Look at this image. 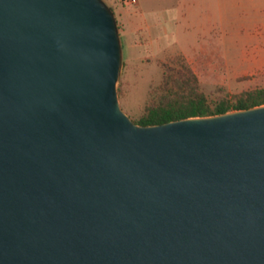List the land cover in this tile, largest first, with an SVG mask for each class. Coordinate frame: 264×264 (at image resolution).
<instances>
[{"label":"water","instance_id":"1","mask_svg":"<svg viewBox=\"0 0 264 264\" xmlns=\"http://www.w3.org/2000/svg\"><path fill=\"white\" fill-rule=\"evenodd\" d=\"M119 63L101 0H0V264H264V105L139 126Z\"/></svg>","mask_w":264,"mask_h":264},{"label":"rangeland","instance_id":"2","mask_svg":"<svg viewBox=\"0 0 264 264\" xmlns=\"http://www.w3.org/2000/svg\"><path fill=\"white\" fill-rule=\"evenodd\" d=\"M101 2L115 22L120 44L115 90L119 107L131 122L137 123L145 108L157 101L167 67L179 68L181 63L192 69L209 101L218 97L234 100L243 91L264 88V38H241L234 29L195 38L183 30L182 23H173L172 28L178 30L167 36L155 31L160 38L154 39L146 35V25L152 17H166L161 15L166 0H138V6L127 0ZM233 10V22H238L243 10ZM171 18L176 21V14Z\"/></svg>","mask_w":264,"mask_h":264},{"label":"crops","instance_id":"3","mask_svg":"<svg viewBox=\"0 0 264 264\" xmlns=\"http://www.w3.org/2000/svg\"><path fill=\"white\" fill-rule=\"evenodd\" d=\"M233 7H240L243 10L241 13L243 17L241 16L238 22H233L231 17L235 13ZM162 14H166V17L150 18L145 29L148 37L160 38L155 34L158 30L167 36L177 29V27L172 28L173 23H182L183 30L194 33L195 38H205L213 32L227 33L232 29L239 33L241 38H264V0H175V3L174 0H166L161 10ZM172 14H176V21H172ZM234 23L238 25L233 27ZM200 46L197 47H206Z\"/></svg>","mask_w":264,"mask_h":264},{"label":"trees","instance_id":"4","mask_svg":"<svg viewBox=\"0 0 264 264\" xmlns=\"http://www.w3.org/2000/svg\"><path fill=\"white\" fill-rule=\"evenodd\" d=\"M157 101L149 104L134 124L153 126L189 117H205L246 110L264 105V88L246 90L234 100L218 97L209 101L198 87L192 69L181 63L179 68L167 67Z\"/></svg>","mask_w":264,"mask_h":264},{"label":"built area","instance_id":"5","mask_svg":"<svg viewBox=\"0 0 264 264\" xmlns=\"http://www.w3.org/2000/svg\"><path fill=\"white\" fill-rule=\"evenodd\" d=\"M130 4H133L135 6L138 5V0H127Z\"/></svg>","mask_w":264,"mask_h":264}]
</instances>
